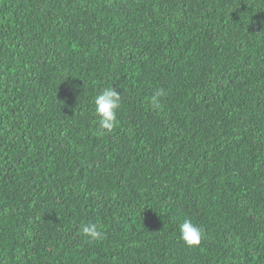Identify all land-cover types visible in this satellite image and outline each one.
Returning <instances> with one entry per match:
<instances>
[{"label": "trees", "instance_id": "16d2710c", "mask_svg": "<svg viewBox=\"0 0 264 264\" xmlns=\"http://www.w3.org/2000/svg\"><path fill=\"white\" fill-rule=\"evenodd\" d=\"M0 264H264V0H0Z\"/></svg>", "mask_w": 264, "mask_h": 264}, {"label": "clouds", "instance_id": "9594fccd", "mask_svg": "<svg viewBox=\"0 0 264 264\" xmlns=\"http://www.w3.org/2000/svg\"><path fill=\"white\" fill-rule=\"evenodd\" d=\"M164 95L163 89H158L152 98V103L155 104L157 99ZM94 111L99 117L98 127L101 132L111 133L118 125L119 120L117 113L121 107V93L113 86L103 88L93 99ZM179 238L189 247H194L200 244L203 232L202 229L193 223L190 219H183L179 222ZM82 234L86 237H91L94 240H100L102 230L96 224H85L81 226Z\"/></svg>", "mask_w": 264, "mask_h": 264}]
</instances>
